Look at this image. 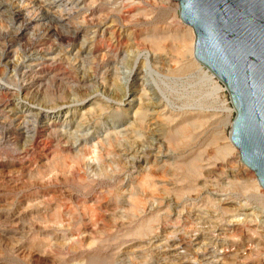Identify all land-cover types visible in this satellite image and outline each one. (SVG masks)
Listing matches in <instances>:
<instances>
[{
  "label": "rangeland",
  "instance_id": "374dc122",
  "mask_svg": "<svg viewBox=\"0 0 264 264\" xmlns=\"http://www.w3.org/2000/svg\"><path fill=\"white\" fill-rule=\"evenodd\" d=\"M0 1L5 5L4 16H10L15 5H11L8 0ZM169 1L179 4L178 1ZM148 2L143 3L142 9L129 15L122 14L120 8L112 6L100 8L99 13H108V19L113 20L116 26L124 27L126 33L141 41L163 27L170 36L168 44H171L169 49L173 51V39L179 35L180 29L169 25L172 10L166 5L161 8L152 1ZM63 19L65 21L59 22L58 26L55 23L59 31H67L73 25L75 27L76 22L65 16ZM182 23L187 25L184 21ZM9 24L0 20V28L4 31L0 30L9 35L0 36V57L2 51H6V56L10 55L12 61L17 63L21 55L20 47L33 37L37 25L36 28L33 26L18 31L10 21ZM155 27L160 29L154 30ZM84 29L82 34L89 32V27ZM103 52H100V56ZM144 52L140 53L142 58L144 55L146 57ZM46 67L47 71L42 72L40 78L48 73H58L65 83H77L82 74L88 72L87 76L94 74V78L79 87L64 88L62 93L53 91L52 86L48 94L38 97L43 107L64 103L66 107L59 120L52 124L48 145L30 154L24 151V147L31 144V139L23 136L19 127L7 119L10 115L8 111L0 113V264H152L160 256H165L166 249H158L151 244V236L157 232L164 237L176 227L175 217L166 214V199L175 198L181 209L182 206L193 204L195 199L191 197L196 198L203 186L216 193L227 194L233 201L242 200L249 206L264 210V194L241 175L230 177L231 171H238L240 167L223 148L226 135L229 136L231 132L230 121L236 115L235 111L230 113L226 109L234 107L228 90L218 94L211 86H196L194 97H202L205 103L196 129L188 125L186 119L177 116L173 122L166 115L155 118L159 122V135L164 144L143 156L146 164L139 161L134 166L128 162L125 150L132 144L121 143L124 137H108L116 146L104 144L103 148L98 149V154L94 147L108 130L109 123L118 127L116 129L121 128L120 124H133L130 113L111 112L106 108L107 103L117 106L122 104L114 99L119 92L118 84L111 86L112 82H109L105 90L100 75L102 71L87 69L81 72L77 66L59 56ZM164 68L161 65L160 72L167 84H160L178 106L182 105L198 77L196 74L193 76V71H187L177 79L173 77L172 71L168 73ZM29 69L34 73L46 68L42 64H34ZM0 78V83L11 91L10 94L16 91V79L2 66ZM183 86L190 88L187 93ZM68 93H71V97L66 96ZM21 101L22 104L30 103L26 99ZM69 105L71 111L65 115ZM123 106L127 108L124 103ZM81 122L89 125L91 134L95 130L89 141L81 144V150L59 141L56 131L68 128L74 130ZM141 122L135 123L127 132L139 137L144 127ZM210 155L215 157L209 162ZM91 158L95 161L92 164L94 168L86 165L87 161H92ZM196 160L198 168L201 165L204 173L201 181L189 180L188 175H184ZM215 165L218 168L213 176L205 175L207 169ZM98 166L101 167L94 171ZM106 167L113 169V172H108ZM155 203L158 205L153 207ZM217 211L223 217V222L230 220L228 215H224L222 207ZM230 233L229 242L246 243L245 247L248 243V247L251 244L256 250V254L248 258L249 264H264V232H248L237 227ZM181 236L182 233H171L172 240L177 241ZM194 246L193 249L197 247ZM195 258H192L191 263L183 264H200ZM177 260L167 258L164 264H178ZM231 264L237 262L234 260Z\"/></svg>",
  "mask_w": 264,
  "mask_h": 264
},
{
  "label": "bare ground",
  "instance_id": "6f19581e",
  "mask_svg": "<svg viewBox=\"0 0 264 264\" xmlns=\"http://www.w3.org/2000/svg\"><path fill=\"white\" fill-rule=\"evenodd\" d=\"M8 1L16 8L13 9L10 16L5 17V5L0 1L1 21L5 20L8 26L10 21L11 25L13 24L18 31H25L33 26L36 28L35 25H37V33L34 31L33 37L31 36V39L22 45V48L20 47L21 55L17 63L12 61L10 55L6 56V51H2L0 57V66L11 73V77L16 79L18 86L16 91L10 94V90L0 83V113L8 111L10 115L7 119L14 122L17 128L19 127L23 136L31 139V144L27 142L29 145L24 147V151L28 154L34 152L37 148H44L48 145L47 138L50 135L52 124H55L65 106L64 103L54 104L52 107H43V103L38 100V97L48 94L52 86L54 87L53 91L56 90L57 93H62L64 88H76L89 80L91 81L94 74L87 76L89 72L87 74L81 73L87 71V69L102 71L100 75L104 84L98 85H102L105 90H107L109 82H112L111 86L118 84L119 92L114 99L122 104L117 106L114 103H107L106 108L111 112L123 111L124 113H130V119L133 122L131 126L120 124V129H116L118 127L109 123L108 128H106L108 130L94 144L97 150L96 154L100 153L98 149L103 148L104 144L116 146L112 144L113 140L107 139L108 137H124L121 143L132 144L125 150L128 162H131L130 164L134 166L139 161L141 164L142 162L146 164L143 156L151 152V149L161 147L164 144L159 135V122L155 118L165 117L166 115V118L173 122L177 120V116L186 119L187 124L196 129L198 128L197 123L201 120L205 104L202 97H194L193 93L196 92V86L200 88L201 84L211 86L218 94L228 90L227 86L220 82L221 80L213 71L197 59L195 55V31L190 25H183L180 16V4H177V2L173 4L169 0ZM148 1H152L154 5H160L161 8L166 5L172 10L173 16L169 21V25L180 29L179 35L173 39L175 40L173 51L169 49V46H171V44H168L170 36L163 27L159 32H155L152 36L141 41L138 37L126 33L124 27L116 26L113 20L108 19V13L106 15L99 13L100 8L112 6V8H120L122 14L129 15L135 10L138 11L144 5L143 3H149ZM64 16L68 20L76 22L75 27L73 25L70 26V30L59 31L57 26L59 22L65 21ZM55 23H58L57 26ZM166 26L169 27L167 24ZM87 27H89V32L82 34L84 28ZM158 29L160 28L155 27L154 30ZM2 31L0 30V36H9ZM101 44L103 46H100ZM102 50L104 52L100 56ZM142 52L146 54V57L144 55L145 58L141 57ZM56 56L80 69L82 76L77 83L73 81L65 83V80L58 73H48L45 77L40 78L41 73L47 71L46 66L55 62ZM34 64H42L46 69L33 73L29 67ZM161 65L165 66L164 70L166 72L172 71L175 75L173 77L177 79L181 78L183 72L187 71H193V76L194 74L197 75L198 78L191 85L192 91H188L187 95L189 97H186L182 105L178 106L161 86L160 82L167 84L163 79L164 77L162 78V72H160ZM185 89L187 93L190 88L187 89L186 86ZM70 94L68 93L66 96ZM11 96L17 98L14 99ZM183 96L185 98V93ZM181 97L182 95H180ZM23 99L29 100L30 103L22 104L21 100ZM123 103L126 104L127 108L123 106ZM226 109L230 113L235 111L234 107H227ZM70 111L71 106L69 105L65 115H68ZM139 121H142L141 124L144 127L140 131L139 137H136L127 131L135 123L138 124ZM232 124L233 121H230L229 128H231V131ZM88 126V124L81 122L75 126L74 130L68 128L56 131L60 137L59 141L71 145V148L75 147L81 150V144L83 142L87 143L95 132L94 130L91 134L92 131ZM229 133L231 134V132ZM230 134L229 136L226 135L223 148L227 150L232 160L237 162L240 167L238 171L232 170L230 177L241 175L245 180H248L247 182L252 183L256 190L264 194V188L259 183L255 172L249 169L248 166L247 168L241 160L240 151L233 143ZM158 153L161 152L158 151ZM213 157L215 156H209V162ZM99 158H96V160ZM94 159L87 161L86 165L94 168V165L92 166L95 162ZM196 162L197 160L193 165L190 164V168L187 169L184 175H188L189 180L201 181L204 173L202 166L200 165L198 168ZM82 165L84 166V164ZM99 167L101 166L96 167L94 171ZM106 168L108 172H113V169ZM217 168V165H215V167L207 169L205 175L213 176ZM226 195L216 193L212 189L203 186L197 192L196 198L191 197L195 199L193 204L182 206L181 209H179L181 205L176 202L175 198H167L168 209L166 208V214L175 217L176 227L164 237L157 232L151 236V244L158 249H166L165 256H160L152 264H164L165 260L171 257L178 259V264L191 263L193 257H196L195 259L199 260L200 264H231L234 260L237 264H249L248 258L256 254V250L252 248L251 244L248 247V243L245 247L246 243L233 244L232 240L229 242V236H232L230 232L237 227L248 232L251 230L264 232V210H260L257 206H249L247 202L242 200L233 201ZM157 205L158 203H155L153 207ZM219 207H222L224 215H228L230 220L223 222V217L217 213ZM177 226H181V228L178 229ZM171 233H182V236L177 241L172 240ZM208 234L210 235V237L208 236L209 240L207 238ZM194 245H197L195 249H193ZM227 247H230V249ZM260 263L252 262L251 264Z\"/></svg>",
  "mask_w": 264,
  "mask_h": 264
},
{
  "label": "water",
  "instance_id": "95a60500",
  "mask_svg": "<svg viewBox=\"0 0 264 264\" xmlns=\"http://www.w3.org/2000/svg\"><path fill=\"white\" fill-rule=\"evenodd\" d=\"M197 59L227 86L231 139L264 188V0H175Z\"/></svg>",
  "mask_w": 264,
  "mask_h": 264
}]
</instances>
